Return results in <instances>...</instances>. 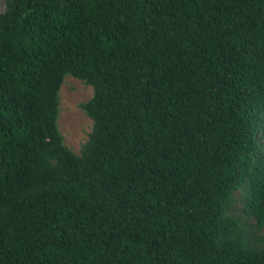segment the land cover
<instances>
[{"label":"trees","instance_id":"trees-1","mask_svg":"<svg viewBox=\"0 0 264 264\" xmlns=\"http://www.w3.org/2000/svg\"><path fill=\"white\" fill-rule=\"evenodd\" d=\"M234 201L264 228V0H6L0 264H264Z\"/></svg>","mask_w":264,"mask_h":264},{"label":"rangeland","instance_id":"rangeland-1","mask_svg":"<svg viewBox=\"0 0 264 264\" xmlns=\"http://www.w3.org/2000/svg\"><path fill=\"white\" fill-rule=\"evenodd\" d=\"M5 6L6 0H0V14L5 10ZM59 96L60 133L65 146L79 155L93 127L92 121L83 112L81 105L92 98L93 88L77 78L66 76ZM229 214L242 221L243 236L250 245L264 247V228L257 229L255 220L247 215L240 201L231 203Z\"/></svg>","mask_w":264,"mask_h":264}]
</instances>
